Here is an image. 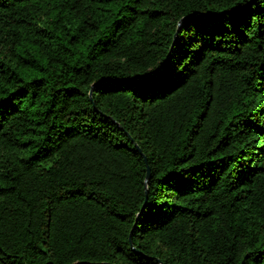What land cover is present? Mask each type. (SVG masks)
Segmentation results:
<instances>
[{
  "label": "trees",
  "instance_id": "trees-1",
  "mask_svg": "<svg viewBox=\"0 0 264 264\" xmlns=\"http://www.w3.org/2000/svg\"><path fill=\"white\" fill-rule=\"evenodd\" d=\"M0 264H264V0H0Z\"/></svg>",
  "mask_w": 264,
  "mask_h": 264
},
{
  "label": "water",
  "instance_id": "water-1",
  "mask_svg": "<svg viewBox=\"0 0 264 264\" xmlns=\"http://www.w3.org/2000/svg\"><path fill=\"white\" fill-rule=\"evenodd\" d=\"M91 92H92V89L90 90V94H91ZM144 160H145V162H146V159L144 158ZM146 169H147V175H146V179H145V185L147 184V179L149 178V168H148V166L146 167ZM139 215H140V213H139Z\"/></svg>",
  "mask_w": 264,
  "mask_h": 264
}]
</instances>
